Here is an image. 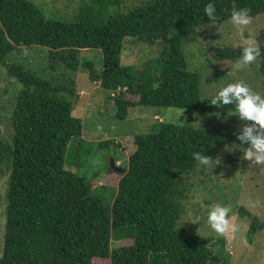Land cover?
I'll list each match as a JSON object with an SVG mask.
<instances>
[{"label":"trees","instance_id":"trees-1","mask_svg":"<svg viewBox=\"0 0 264 264\" xmlns=\"http://www.w3.org/2000/svg\"><path fill=\"white\" fill-rule=\"evenodd\" d=\"M91 2L79 13H103L106 19L96 28L48 19L33 0H0V67L21 85L9 118L10 143L0 140V173L3 165L9 171L0 264H93L96 259L109 264H230L225 238L194 235L179 226L189 177L208 170L193 153L217 159L238 143L242 157L247 145L238 139L240 133L224 125L158 122L156 132L135 136V150L110 204L92 183L96 173L80 176L75 168L80 165L64 168L73 144L85 142L81 120L72 114L74 102L65 96H74L73 90L8 60L18 50L46 48L50 70L82 71L108 92L118 121L140 107L226 114L234 112L232 105L201 102V78L188 71L182 47L195 42L200 27L229 21L233 8L247 9L251 18L264 15V0H149L125 9L122 0ZM208 2L215 5V20L204 13ZM129 40L159 51L136 70L121 64ZM256 46L261 52L255 60L258 74L264 78V28ZM89 49L102 53L100 70L81 56ZM210 51L226 62L242 55V48ZM111 141L98 146L104 149ZM75 150L80 157L85 153L84 148ZM236 212L249 223L246 246L251 247L264 223L243 206ZM112 239L132 244L111 249Z\"/></svg>","mask_w":264,"mask_h":264},{"label":"rangeland","instance_id":"rangeland-1","mask_svg":"<svg viewBox=\"0 0 264 264\" xmlns=\"http://www.w3.org/2000/svg\"><path fill=\"white\" fill-rule=\"evenodd\" d=\"M147 1L149 0H122V6L123 9L133 8ZM33 3L48 19L82 22L91 28L100 26L106 19L103 13L97 11L93 16L79 13L81 7L92 4L91 0H33ZM263 28L264 15L256 16L251 18V23L245 28V35L257 45V38ZM216 47L243 48L245 45L241 42L235 27L227 21L200 27L197 29L195 42L182 47L188 71L198 74L201 78V102L211 105L210 99L221 87L238 82H242L255 94L264 98V78L258 74V61L236 69L237 61L226 62L214 56L210 49ZM158 51V46L149 47L129 40L125 52L121 55V64L132 65L138 70L145 59L156 56ZM80 54L92 61L97 70L101 69L102 53L99 50H82ZM8 62L21 64L38 77L73 90L74 96H65L74 102L72 114L81 120V139L85 142L81 145L73 144L64 168L68 170L80 165L79 169L75 167L80 176L86 173L91 176L96 173L97 176L92 179V183L98 188L100 197L104 199L107 197L110 204L114 199L111 195L116 194L117 183L122 176L108 169L110 160H113L117 167L125 168L128 157L135 150V136L156 132L158 122L195 128L224 125L231 133H240L241 136L246 128L253 127L235 112L203 116L191 110L174 108L140 107L131 110L126 120L118 121L115 119L114 105L108 99V92L103 91L99 84L90 82L82 71L71 73L62 66L50 70L46 48L31 46L29 49L18 50L10 56ZM20 89L21 85L7 75L4 67H0V140L4 143H10L12 129L9 118ZM110 140L113 146L109 144L104 149L98 146ZM75 148H84L83 156H77ZM240 150V145L233 143L231 148H226L219 155L220 164L214 170L198 171L189 177L191 188L179 227L194 235L225 238L230 264H264V231L258 232L253 245L247 247L246 232L249 223L247 220H240L236 212L238 206H243L264 223V165L255 166L250 161L243 160L237 154ZM231 158L234 161H231ZM8 175L9 171L3 165L0 173V257L3 249ZM215 203H221L231 209L229 219L237 227L236 233L221 236L207 225L206 218L210 205ZM131 244L132 241L129 240L118 242L112 239L110 247L115 249ZM93 264H109V261L96 259Z\"/></svg>","mask_w":264,"mask_h":264},{"label":"clouds","instance_id":"clouds-1","mask_svg":"<svg viewBox=\"0 0 264 264\" xmlns=\"http://www.w3.org/2000/svg\"><path fill=\"white\" fill-rule=\"evenodd\" d=\"M215 11L213 2H208L204 7L205 15L211 20H215ZM229 22L235 27L241 42L245 45L242 48L240 59L235 64V68L240 69L253 63L261 55V52L255 42L245 35V28L251 23V17L247 9L236 10L233 8ZM210 103L218 108L232 105L234 112L243 121L253 125V127L246 128L244 134L238 137L242 145H250V147H243L242 158L245 161H250L255 166L264 165V98L259 94H255L242 82H238L221 87L216 95L210 99ZM193 158L199 166L205 169L215 168L220 164L218 158L213 159L201 152L193 153ZM230 211L229 207L221 203L210 205L206 218L207 225L212 231L221 236L236 233L238 229L229 219Z\"/></svg>","mask_w":264,"mask_h":264},{"label":"water","instance_id":"water-1","mask_svg":"<svg viewBox=\"0 0 264 264\" xmlns=\"http://www.w3.org/2000/svg\"><path fill=\"white\" fill-rule=\"evenodd\" d=\"M108 169L112 170L115 173H119V174L125 173V170L123 168L117 167V165L115 164L113 160H110Z\"/></svg>","mask_w":264,"mask_h":264}]
</instances>
